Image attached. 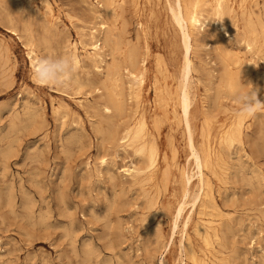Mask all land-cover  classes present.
<instances>
[{
    "label": "rangeland",
    "instance_id": "rangeland-1",
    "mask_svg": "<svg viewBox=\"0 0 264 264\" xmlns=\"http://www.w3.org/2000/svg\"><path fill=\"white\" fill-rule=\"evenodd\" d=\"M168 1L122 0L112 20L99 7L102 0H48L52 19L40 0L21 5L0 0V264H158L160 258L164 264H194L178 253V243L186 237L205 264H264V107L254 115L241 116L237 114L241 104L235 98L237 92L254 88L259 89L257 98L264 103V0H232L234 10L222 17L229 25L219 22L224 29L203 12L208 22L191 40L190 124L196 148L207 143L214 152L211 164L203 169L212 201L203 199V208L196 202L191 212L187 203L175 228L171 226L174 211L184 199L180 171L191 172L193 165L176 106L184 50ZM94 11L101 13L112 39L108 46L101 44L103 61L97 67L85 59L84 46L90 42L84 35L89 27L96 29V35L99 32L100 20ZM234 25H238L236 30ZM243 26L246 35L255 40L249 50L239 40ZM211 33H218L217 40ZM27 42L33 44L39 58L68 56V43H76L80 62L64 87L34 81L26 57ZM221 45L228 54L222 52ZM129 48L138 50V60L146 59L139 106L127 93L123 68L128 66L125 53ZM232 53L238 57L237 64L231 63L235 59ZM218 56L231 64V89L226 83L222 88L219 63L223 57ZM113 62L123 79L125 112L121 114L107 112L102 105L111 87L106 69ZM237 71L239 80L234 78ZM234 80L237 87L239 81L238 89ZM213 94L217 97L214 103ZM141 111L146 132H151L158 149L151 170L143 156L135 154L131 146H120L115 136L124 126L134 125ZM237 119H241L240 140L223 143L224 132ZM129 166L142 169V174L130 178L124 170ZM196 190L194 177L189 194ZM186 215L189 220L183 226ZM196 223L208 228V244L194 235Z\"/></svg>",
    "mask_w": 264,
    "mask_h": 264
},
{
    "label": "bare ground",
    "instance_id": "bare-ground-1",
    "mask_svg": "<svg viewBox=\"0 0 264 264\" xmlns=\"http://www.w3.org/2000/svg\"><path fill=\"white\" fill-rule=\"evenodd\" d=\"M13 2H16L18 3L19 5H21L24 1L28 2V0H11ZM2 2V1H1ZM101 2V0H100ZM122 2V0H102V3L99 4V7L104 11L105 15H107L106 18H110L112 19V17L114 16L115 17V9L118 5H120ZM40 3L42 5H44L45 7V10H46V13L49 14L50 18L52 19V15H51V9H50V4L48 2V0H40ZM91 4V3H89ZM125 4V3H124ZM3 5V4H2ZM27 5V3H26ZM88 5V3H87ZM168 5L167 8H169V12H170V15H171V19L172 21L174 22V24L177 26L178 28V31L180 32L179 34L181 35V46L183 47L182 49L184 50V54H183V67H182V80H180L181 82L179 83V89H178V94H177V104L176 106L178 107V113L180 115V119L181 121L183 122V125H184V130H185V133H186V142H187V147L189 149V153H190V156L191 157V162H192V165H193V168L191 170V172H188L187 170H185L184 168L181 169L180 171V176H181V182H182V185H183V201H181L180 203H178V205L176 206L175 208V211H174V215H173V222H171V226H173V228H175L177 226V222L178 220L182 217V214L185 210V206H187L186 204L189 203L190 205V212L194 209V206L196 204V202H198L199 204V208H203L205 207V203L203 201V199L205 198H208V200L212 201L211 199V196L210 193H209V189H208V181L205 180L204 178V173H203V169L205 167H208L209 164H211V158H212V155L214 154V152H212L209 147L207 146V143H203L199 148H196L195 144H194V141H193V134H192V129H191V124H190V112H191V104H192V101H191V97H190V92H189V72L191 71V61L189 58V53L192 49V44H191V40L192 38H194V36H196L197 34L195 33H199L200 30H203L206 23L208 22L207 20V16H203V12H207V15H211L213 16L214 20H216V25L219 26V22L220 21H224L225 20L223 18H226L228 15H225V14H230L232 12L233 9V4H232V0H171V1H168ZM240 5V3H239ZM238 5V7H239ZM248 5V4H247ZM15 7V6H14ZM17 7V6H16ZM15 7V8H16ZM30 7V6H29ZM32 7V5H31ZM137 7V6H136ZM243 7V6H242ZM257 7V6H256ZM9 8V7H8ZM24 8V6H23ZM28 8V7H27ZM37 8V6H36ZM121 8V7H120ZM250 8V7H249ZM19 9V8H18ZM96 9V8H95ZM254 9V8H252ZM16 9H14L15 11ZM123 9H121L120 11H122ZM34 11V9H33ZM33 11L31 13H33ZM168 11V10H167ZM38 12V11H37ZM84 12V11H83ZM123 12V11H122ZM12 13V12H11ZM124 13V12H123ZM234 15H235V12H233ZM249 13V12H248ZM10 14V12H9ZM14 14V13H13ZM22 14V13H21ZM91 14V12H90ZM94 14H95V18L100 20L98 26H99V32H98V35L95 34L96 32V29L94 30L90 28V31L89 33L85 32L84 35L88 36V38L90 39V42L85 44L84 46H87V50L85 51V59L88 58L89 60H91L94 65L97 67L98 64H100L102 61H103V53H102V50H101V44H110L112 42V39L110 37V34H109V31L107 29V25H106V22L103 20V17L101 15V13H98L97 11H94ZM226 17H225V16ZM11 16V15H10ZM16 16V15H15ZM18 16V15H17ZM37 16V15H36ZM123 16V15H122ZM122 16H119L120 18ZM224 16V17H223ZM13 17V16H12ZM223 17V18H222ZM232 17V16H231ZM230 17V19H231ZM33 18V17H32ZM116 18V17H115ZM212 18V17H211ZM238 18L242 19L241 17L238 16ZM253 18H258V16L256 17H253ZM6 19V18H5ZM25 19V18H24ZM42 20V17L40 18ZM94 19V18H93ZM124 19V18H123ZM223 19V20H222ZM239 19V20H240ZM248 19V18H247ZM13 20V19H12ZM57 20V19H56ZM80 20V19H79ZM108 20V19H107ZM113 20V19H112ZM7 21V20H5ZM11 21V20H10ZM125 21L122 20V22ZM230 21V20H229ZM233 21V20H232ZM242 21V20H240ZM24 22V21H23ZM110 24H113L111 23V21H109ZM114 22V21H113ZM247 22V21H246ZM258 22V20H257ZM260 22V21H259ZM45 23V22H44ZM93 23V21H92ZM115 23V22H114ZM121 23V22H120ZM127 23V22H126ZM227 23V22H225ZM244 23V22H243ZM9 24V23H8ZM7 24V25H8ZM47 24V23H46ZM46 24L45 27H46ZM60 24V23H59ZM94 24V23H93ZM97 24V23H96ZM215 24V23H214ZM221 24V23H220ZM229 25V23H227ZM236 24V22H235ZM248 25H250L248 22H247ZM246 24V25H247ZM56 25V24H55ZM54 25V26H55ZM127 25V24H126ZM125 25V26H126ZM224 25V24H223ZM258 25V23H257ZM84 26V25H82ZM115 26V24L113 25ZM121 26L122 23H121ZM232 26V24H231ZM230 26V27H231ZM237 26L238 25H234L235 27V30L237 29ZM9 27V26H7ZM56 27V26H55ZM77 27V26H76ZM80 27V26H79ZM127 27V26H126ZM126 27H125V30H126ZM229 27V26H228ZM228 27H226L228 29ZM83 28V27H81ZM109 28V26H108ZM122 29H124L123 27H121ZM219 28L221 29H224V27L222 26H219ZM249 28V27H248ZM259 28V27H258ZM25 29V28H24ZM27 29H29L27 27ZM31 29V28H30ZM106 29V30H105ZM110 29V28H109ZM208 29V28H207ZM226 29V33H228ZM246 28L243 26L242 29L240 30V33H239V37H240V41L243 42L244 46L249 50L251 49L254 45H255V40L254 38H251V37H248L246 35ZM251 29V28H249ZM32 30V29H31ZM105 30V31H104ZM212 30V29H211ZM220 30V29H219ZM256 30V29H255ZM254 30V31H255ZM58 31V30H57ZM100 31H101V36H100ZM112 31V30H111ZM122 31V30H121ZM135 31V30H134ZM233 32V29L231 30ZM259 31V29H258ZM47 32V31H46ZM63 32V31H62ZM114 32H118L116 29L114 30ZM113 32V33H114ZM212 32V31H211ZM214 32V31H213ZM17 33V32H16ZM25 33V32H24ZM104 33V35H102ZM112 33V34H113ZM123 33V32H122ZM225 33V35H226ZM8 34V33H7ZM27 34V33H26ZM62 34V33H61ZM81 35V33H79ZM212 36L214 37L215 35H217L218 33H211ZM224 34V33H223ZM230 34V32L228 33ZM253 34V33H251ZM255 34V33H254ZM253 34V35H254ZM34 35V34H33ZM126 35V34H125ZM129 35V34H128ZM202 35V34H201ZM224 35V36H225ZM39 36V35H38ZM43 36V35H42ZM62 36V35H61ZM83 36V35H82ZM112 36V35H111ZM115 36V34H114ZM118 36V34H117ZM198 36V35H197ZM219 35H217L218 37ZM228 36V35H227ZM22 38V36H20ZM27 37V36H26ZM33 37V36H32ZM40 37V36H39ZM67 37V36H65ZM135 37H138V36H135ZM217 37L215 36L214 38H216L215 40H217ZM229 37V36H228ZM20 38V39H21ZM28 38V37H27ZM34 38V37H33ZM84 38V37H83ZM116 38V37H115ZM199 38V37H198ZM213 38V39H214ZM227 38V37H226ZM235 38V36H234ZM23 39V38H22ZM42 39V38H41ZM47 39V37H46ZM68 39V38H66ZM119 39V38H118ZM124 39V37H123ZM195 39V38H194ZM221 38H219L220 40ZM261 41H262V35H261ZM51 40V39H49ZM116 40V39H115ZM198 40V39H196ZM202 40V39H201ZM200 40V41H201ZM218 40V41H219ZM3 41V40H2ZM27 41V40H26ZM30 41H33L30 39ZM35 41V40H34ZM41 41V40H39ZM87 40H85L86 42ZM119 41H122V40H119ZM124 41V40H123ZM139 40H137L138 42ZM199 41V40H198ZM224 41V40H223ZM45 42V41H44ZM43 42V43H44ZM47 42V41H46ZM66 42V41H65ZM84 42V41H83ZM193 42V41H192ZM215 42V41H214ZM217 42V41H216ZM236 42H239L236 40ZM28 43V42H27ZM42 43V44H43ZM16 44V43H15ZM113 44V43H112ZM117 44L119 45L118 41H117ZM116 43H114V46L117 45ZM217 43H215L216 45ZM221 44V43H220ZM223 44V43H222ZM231 44V43H230ZM261 44H264V41L261 42ZM41 45V44H40ZM46 45V44H45ZM49 45V44H48ZM117 45V48L119 50V46ZM127 45V44H126ZM138 45V44H137ZM212 45V44H211ZM224 45V44H223ZM106 46V45H105ZM113 46V47H114ZM134 46V45H132ZM207 46V45H206ZM213 46V45H212ZM222 46V45H221ZM219 46V47H221ZM65 47V46H64ZM136 47V46H135ZM134 47V48H135ZM217 47V46H216ZM259 47H262V46H258ZM48 48V47H47ZM83 48V46H82ZM109 48L111 49V47L109 46ZM116 48V46L114 47ZM208 48V47H207ZM223 48V46H222ZM221 48V49H222ZM255 48V47H254ZM21 49V48H20ZM25 49H26V57L27 59L29 60V64L30 67L33 69V71L35 70L37 64H38V61L40 60V58L38 57V53L35 49V47L33 46L32 43H28L25 45ZM68 56H71L74 58V61H75V64H74V67L78 66L80 60H79V56H78V51H77V47H76V43H68ZM132 49V48H131ZM129 48V50L126 51L125 53V60L128 62V66H125L123 69H125V72H126V76H125V79L128 80L127 82V90H128V96L129 98H133L135 99L137 102V106L140 105V102L138 101L139 99V92H140V87L144 84V72H145V57H143L142 59H137L138 56H137V53H138V50H137V53L136 51L134 52L133 50H131ZM214 49V47H213ZM17 50V48H16ZM88 50H91V51H88ZM113 50V49H111ZM115 50V49H114ZM148 48L147 46H145V51L147 52ZM215 50V49H214ZM213 50V51H214ZM223 50H226V51H223ZM222 52H225L226 54H228V51L227 49L223 48ZM18 52V51H17ZM109 52V51H108ZM111 52V51H110ZM193 52V51H192ZM221 52V51H220ZM2 54V53H1ZM112 54V52L110 53ZM240 54L242 55L243 52H240ZM58 55V54H57ZM217 55V54H216ZM218 55H219V52H218ZM221 55V53H220ZM225 55V54H224ZM232 55H235L232 53ZM259 55V54H258ZM67 56V55H66ZM226 56V55H225ZM231 56V55H230ZM261 56V55H260ZM17 55H16V60H17ZM60 57V56H59ZM110 57V56H109ZM218 57H221V56H218ZM223 57V58H222ZM222 61H220L219 64H221L222 62V69L221 71V80H222V85L224 86V84L226 83L227 87L229 89L233 88V85H232V72H231V68H230V62L227 63L226 62V59H224V56H222ZM234 58V56H231ZM262 57V56H261ZM5 58V57H4ZM112 58V57H111ZM264 58V57H262ZM220 59V58H219ZM230 59V58H229ZM250 59V57H249ZM6 60V59H5ZM8 60V59H7ZM84 60V59H83ZM112 60V59H111ZM115 60V59H114ZM215 60V58H214ZM218 61V59H216ZM232 60V59H231ZM1 62V61H0ZM8 62V61H7ZM112 62V61H111ZM116 62V61H115ZM110 63L109 66L111 67H108L106 65V68L108 67L109 70L106 69L107 73H109V78H106L109 79L110 81V84H111V87H109L108 90V93L106 94L107 95V99H106V104H101L102 105H105L104 106V110L105 111H110V110H115V111H118L121 112V111H124L122 110V107H123V95H122V92L124 91L123 89V79H122V75L120 73V68L118 66L117 63ZM214 62V61H213ZM234 62L235 64L238 63V57H236L235 55V59L234 61H231V63ZM124 63V61H123ZM210 63V62H209ZM208 63V64H209ZM4 64V63H2ZM26 64V63H25ZM104 64V63H103ZM106 64V63H105ZM230 64V65H229ZM242 64H243V61H242ZM12 65V64H11ZM212 65V64H211ZM215 65V64H214ZM213 65V66H214ZM239 65V64H238ZM3 66V65H2ZM0 66V67H2ZM26 66V65H25ZM237 66V65H236ZM241 66V65H240ZM246 66V65H245ZM193 67V65H192ZM5 68V66H4ZM3 68V69H4ZM209 68V67H208ZM194 69V68H192ZM14 70V69H13ZM181 70H180V74H181ZM193 71V70H192ZM7 72V71H6ZM210 72V71H209ZM98 73V72H97ZM236 73V76H234ZM233 72V76L235 79H238L236 78L238 75L237 74H240V71H237V72ZM103 74V73H102ZM179 74V75H180ZM212 74V73H211ZM220 73H218L219 75ZM2 75V74H0ZM74 75V74H73ZM107 74H105L106 76ZM9 76H11L9 74ZM102 76V75H101ZM104 76V75H103ZM108 76V75H107ZM7 78V77H6ZM12 78V77H11ZM210 78V77H209ZM219 78V77H218ZM33 79L36 83L40 84V85H43L41 82L37 81L36 77L33 75ZM79 79V78H77ZM102 79V78H101ZM208 79V77H207ZM211 79V78H210ZM239 80V79H238ZM12 81V79H11ZM10 81V82H11ZM201 81V80H200ZM73 82V80H72ZM248 82V81H247ZM108 83V82H107ZM235 83V80L234 82ZM74 84H76L74 82ZM88 84V83H86ZM109 84V83H108ZM109 84V85H110ZM200 84V83H199ZM217 84V85H216ZM216 85L218 87V81L216 82ZM237 84H238V87H239V81H237ZM79 85V84H77ZM104 85V84H103ZM236 85V83H235ZM9 87L11 86L8 85ZM8 86H3L4 88L8 87ZM82 86V85H81ZM105 86V85H104ZM103 86V88H104ZM107 86V85H106ZM105 86V87H106ZM64 87V86H63ZM80 87V86H79ZM108 87V86H107ZM237 87V85H236ZM237 87V89H238ZM209 88V86L207 87ZM222 88H226L225 86L222 87ZM227 88V90H228ZM13 89V88H12ZM123 89V91H122ZM199 89V88H198ZM214 90V89H213ZM259 90V89H258ZM83 91V90H82ZM220 91V90H217V92ZM226 91V90H224ZM223 91V92H224ZM237 91V90H236ZM235 91V92H236ZM3 92V91H2ZM58 92V91H57ZM65 92V91H64ZM68 92V91H67ZM105 92V91H104ZM216 92V90H215ZM214 92V93H215ZM228 92V91H227ZM63 93V92H62ZM222 93V92H221ZM225 93V92H224ZM68 94V93H67ZM73 94V93H72ZM201 94V92H200ZM220 94V93H219ZM20 95V94H19ZM215 95H217V97L219 96L218 94L215 93ZM213 94V99L215 97V99L217 100V97ZM225 95V94H223ZM227 95V94H226ZM72 96V95H71ZM105 96V95H104ZM202 96V95H201ZM121 97H123L122 101H121ZM228 97H231L230 95ZM227 97V98H228ZM233 97V95H232ZM232 97L230 99H232ZM106 98V96H105ZM214 100H212L211 102L214 103ZM15 102V101H14ZM13 102V103H14ZM7 103V102H6ZM34 103V102H33ZM64 103V102H63ZM125 103V102H124ZM203 103V102H202ZM201 103V104H202ZM211 103V104H213ZM216 103V102H215ZM32 104V103H31ZM139 104V105H138ZM36 105V104H35ZM58 105V104H57ZM92 105V104H91ZM68 106V105H67ZM66 106V107H67ZM142 106V105H141ZM212 106H215V104H213ZM4 108V106H2ZM61 108V107H60ZM59 108V110H60ZM214 108V107H213ZM216 108V106H215ZM214 108V109H215ZM62 109L64 110V108L62 107ZM68 109V108H67ZM27 110V109H26ZM25 110V111H26ZM31 110V109H30ZM37 111V110H36ZM96 111V110H95ZM23 112V111H22ZM27 112V111H26ZM35 112V111H34ZM125 112V111H124ZM226 112V111H225ZM33 113V112H32ZM36 113V112H35ZM39 113V112H38ZM59 113V111H58ZM97 113V111H96ZM204 113V112H203ZM206 113V112H205ZM14 114V113H12ZM16 114V112H15ZM121 114V113H119ZM11 115V113H10ZM33 115V114H32ZM39 115V114H38ZM66 115V114H64ZM124 115V114H123ZM206 115V114H205ZM20 116V115H19ZM28 116V115H27ZM43 116V115H42ZM63 116V115H62ZM121 116V115H120ZM17 117V116H16ZM38 117V116H37ZM55 117V116H54ZM77 117V116H76ZM204 117V116H203ZM21 118V117H20ZM25 118V116H24ZM28 118V117H27ZM79 118V117H78ZM208 118V117H207ZM64 119V117H63ZM205 119V117H204ZM153 120V119H152ZM210 120V119H209ZM10 121H12V118H10ZM18 121V120H17ZM29 121V120H28ZM59 121V120H58ZM205 122H207L205 120ZM12 124V123H11ZM23 124H24V121H23ZM27 124V123H26ZM31 124V123H30ZM156 125V124H154ZM207 127L209 124H206ZM24 126V125H23ZM43 126V125H42ZM157 126V125H156ZM244 126V125H243ZM8 127V126H7ZM10 127V126H9ZM247 127V125H246ZM13 128V127H12ZM29 128V127H28ZM71 128V126H70ZM209 128V127H208ZM248 128V127H247ZM10 130V128H8ZM73 129V127H72ZM245 129V128H244ZM96 132V131H95ZM157 132V131H156ZM240 132H241V119H237L236 121L232 122L231 125L228 127V129L224 132V136L222 137V142L225 143V144H230L232 141H234L235 139H238L239 135H240ZM114 133V131H113ZM110 134V133H109ZM202 134V133H201ZM200 134V135H201ZM43 135V134H42ZM80 136V135H79ZM115 136H116V140L117 142L119 143L120 146L122 147H126V146H131L133 148V151L135 154H138L140 156H143L145 161H146V168L151 170L154 166H155V162L157 160V157H158V149H157V146H156V142L154 141V138L152 137V134L151 132H146V122H145V117H144V112L141 111L140 112V115L138 117V119L136 120V122L134 123V125H131V124H128L126 126H124L120 131H118L117 133L115 132ZM75 140V139H73ZM240 140V139H238ZM71 141V140H70ZM112 143V142H111ZM132 151V150H131ZM129 152V150H128ZM111 153V152H110ZM7 154V153H6ZM188 157V158H189ZM114 158V157H113ZM164 158V157H163ZM186 161V160H185ZM114 162V160H113ZM238 162V161H237ZM105 163L104 160H101V164ZM186 163V162H185ZM185 165V164H184ZM166 166V165H165ZM177 166V165H176ZM229 166V165H228ZM227 166V167H228ZM143 168V167H142ZM125 172L127 173V175L130 177V178H134L136 176H138L142 171V169L140 170L139 168L135 167V166H129V167H126V169H124ZM164 170L167 171V167L166 169L164 168ZM225 170V169H224ZM227 170V169H226ZM101 171V170H100ZM165 171V172H166ZM112 172V171H111ZM164 172V173H165ZM1 173V172H0ZM101 173V172H99ZM142 174V173H141ZM249 174V173H248ZM168 175V174H167ZM164 176V175H163ZM196 177V180H197V190L194 194L190 195L189 194V188L192 184V180L193 178ZM111 179V178H110ZM224 179V178H223ZM113 180V179H112ZM111 180V181H112ZM165 182H167V178L165 180ZM111 183V182H110ZM112 185V184H111ZM166 187V186H165ZM208 189V190H207ZM225 190V189H224ZM223 190V191H224ZM143 191V190H142ZM158 191H160L158 189ZM147 192V191H146ZM193 192V191H192ZM153 193V192H152ZM151 193V195H152ZM145 194V193H143ZM158 196H159V193H158ZM190 196V199H188V197ZM261 196V195H260ZM147 196H145L144 198L146 199ZM152 197V196H151ZM264 197V196H262ZM157 198V197H156ZM240 199V198H239ZM181 200H182V197H181ZM229 200V198H228ZM149 202V201H148ZM157 202V201H156ZM155 202V203H156ZM229 201H227L226 203H228ZM212 203V202H211ZM155 205V204H154ZM216 205V204H215ZM218 208V207H217ZM148 209V208H147ZM257 210V209H256ZM230 211V210H229ZM258 211V210H257ZM36 212V211H35ZM156 212V211H155ZM220 212H223V211H220ZM225 212V211H224ZM154 213V212H152ZM189 213V212H188ZM187 213V214H188ZM230 213V212H229ZM147 214V213H146ZM144 214V215H146ZM233 214V213H231ZM194 215V214H193ZM152 216V215H151ZM186 218L183 220V226H185L187 223H188V220H189V217H187V215L185 216ZM256 217V216H255ZM153 218V217H152ZM262 219V218H261ZM259 220V219H258ZM201 221V220H200ZM202 222V221H201ZM215 222V221H214ZM254 222V221H253ZM179 223V222H178ZM255 223V222H254ZM156 224V223H155ZM211 224V223H210ZM209 224V225H210ZM182 226V228H184ZM110 228V227H108ZM155 228L156 225H155ZM172 229V228H171ZM259 229V228H258ZM174 230V229H173ZM107 231V230H106ZM172 231V230H171ZM170 231V232H171ZM211 231H212V234L214 236H216V229L215 228H211ZM184 232V230H183ZM171 234H173V232H171ZM161 235V234H159ZM178 235V234H177ZM183 234H181L182 236ZM194 235L203 243V244H208V239L209 237L211 236L209 230L207 227L204 226V224L202 223H196L195 226H194ZM173 236V235H172ZM171 237V236H170ZM171 239V238H170ZM182 239V238H181ZM232 240V239H231ZM169 241V239H168ZM168 243V242H167ZM167 245V244H166ZM179 256L181 258V256H185L187 257V259H189L192 263L194 264H205L204 263V260L199 258L193 251L192 249V245H191V241L189 239V237H186L184 240H181L179 243ZM111 246V245H110ZM168 246V245H167ZM166 246V247H167ZM217 246V245H216ZM231 246V245H230ZM206 247V246H205ZM221 249H222V246H221ZM206 250V249H205ZM227 250V249H226ZM257 253V252H256ZM183 259V258H182ZM182 259L180 260V262H182ZM210 262V261H209ZM183 263V262H182ZM158 264H164L163 262V259L160 258V260L158 261Z\"/></svg>",
    "mask_w": 264,
    "mask_h": 264
},
{
    "label": "clouds",
    "instance_id": "clouds-1",
    "mask_svg": "<svg viewBox=\"0 0 264 264\" xmlns=\"http://www.w3.org/2000/svg\"><path fill=\"white\" fill-rule=\"evenodd\" d=\"M74 58L71 56H61L58 58L42 57L34 70V76L37 81L44 86H64L71 77L74 70ZM258 89H254L247 93H236V99L241 104L238 115L251 116L256 111L264 107V103L257 98Z\"/></svg>",
    "mask_w": 264,
    "mask_h": 264
}]
</instances>
